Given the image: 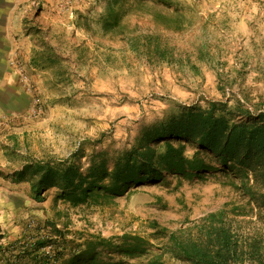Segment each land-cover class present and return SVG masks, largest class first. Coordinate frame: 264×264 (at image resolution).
Returning <instances> with one entry per match:
<instances>
[{
  "label": "rangeland",
  "instance_id": "rangeland-1",
  "mask_svg": "<svg viewBox=\"0 0 264 264\" xmlns=\"http://www.w3.org/2000/svg\"><path fill=\"white\" fill-rule=\"evenodd\" d=\"M208 117L251 134L231 146L247 168L200 143ZM166 143L209 170L160 169ZM138 148L153 178L110 201L31 189L45 163L107 185ZM0 208L14 221L0 264L83 261L124 236L144 242L139 264H195L176 245L264 264V0H0Z\"/></svg>",
  "mask_w": 264,
  "mask_h": 264
},
{
  "label": "trees",
  "instance_id": "trees-1",
  "mask_svg": "<svg viewBox=\"0 0 264 264\" xmlns=\"http://www.w3.org/2000/svg\"><path fill=\"white\" fill-rule=\"evenodd\" d=\"M205 121L207 130L204 131V136L200 137V143H204V145H206L205 148L208 146L214 153L223 157L221 164L226 167V170H236V172H239L237 170L247 168V162L235 161L236 159L233 155L235 147L231 149L233 142L240 139L246 146H249L251 134L246 132V128L242 125L228 127L221 119H215L213 117H208ZM166 127L167 126L164 128L161 127L162 130L156 133L157 138H173L172 136L174 133L168 131L170 128L166 129ZM247 136H249V139H247ZM165 148L166 153L162 158V166L160 169L173 171L180 175L209 170L205 162L199 159L197 155L194 154L190 159L185 158L182 153V147L173 149L169 143H166ZM140 149L141 148L132 150L127 154L124 160L116 163L113 172L110 174V181L107 185H103V180L107 176L98 173L95 169H92L88 177L82 178L72 167H66L57 171L55 168L50 167L49 163H45L37 166L36 171L40 176L35 186H32L31 189L34 190L36 196H38L44 187L56 185L62 190L69 191L72 196L70 198L76 200L75 204L83 203L87 199H95L97 197L105 198L110 201L115 197L122 196L123 193L126 192L128 185H140L143 181L140 176H146L145 178L147 181L153 178L151 172L153 170L152 168L155 167L151 164V159L147 158L148 153L140 151ZM228 164L230 165L229 167L226 166ZM148 168L151 169L150 172H143V169ZM213 217V215L210 216V218ZM152 226H156V223H152ZM169 239L171 242L175 243L173 236H170ZM103 244H107V247H109L113 253H116L117 256L120 257V260H101L99 253L96 252V247ZM143 244L144 242L140 239L129 236H124V238H122V244L119 246L112 245L110 242L97 240L83 247L81 253L83 261L70 260L64 264H130L129 261H133L134 264H139L137 260L148 254L144 250ZM176 246L184 256L192 259L195 264H226L224 258L217 256V254L212 257L211 255L201 253L199 249L190 252L180 245ZM148 258L150 259L146 264H161L158 258L154 256L149 255Z\"/></svg>",
  "mask_w": 264,
  "mask_h": 264
},
{
  "label": "crops",
  "instance_id": "crops-1",
  "mask_svg": "<svg viewBox=\"0 0 264 264\" xmlns=\"http://www.w3.org/2000/svg\"><path fill=\"white\" fill-rule=\"evenodd\" d=\"M4 209L0 208V244L5 242V240L9 238V234H12L11 230L13 228L14 222L10 217L8 208H6V210Z\"/></svg>",
  "mask_w": 264,
  "mask_h": 264
}]
</instances>
